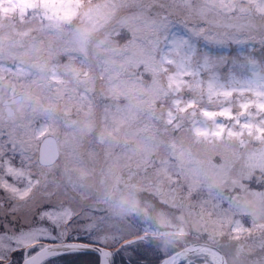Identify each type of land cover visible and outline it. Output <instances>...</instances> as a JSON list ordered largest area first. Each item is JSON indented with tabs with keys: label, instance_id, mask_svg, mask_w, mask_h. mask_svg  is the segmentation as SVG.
<instances>
[{
	"label": "rangeland",
	"instance_id": "1",
	"mask_svg": "<svg viewBox=\"0 0 264 264\" xmlns=\"http://www.w3.org/2000/svg\"><path fill=\"white\" fill-rule=\"evenodd\" d=\"M13 149L125 264L197 242L264 264V1L0 0V150ZM26 208L0 205V231L26 227Z\"/></svg>",
	"mask_w": 264,
	"mask_h": 264
},
{
	"label": "snow or ice",
	"instance_id": "2",
	"mask_svg": "<svg viewBox=\"0 0 264 264\" xmlns=\"http://www.w3.org/2000/svg\"><path fill=\"white\" fill-rule=\"evenodd\" d=\"M13 152L9 156L0 150V205L9 210L26 205L30 222L19 231H0V264H125L95 247L88 238L90 227L60 199L59 188L23 167ZM19 253L14 261L13 254Z\"/></svg>",
	"mask_w": 264,
	"mask_h": 264
},
{
	"label": "water",
	"instance_id": "3",
	"mask_svg": "<svg viewBox=\"0 0 264 264\" xmlns=\"http://www.w3.org/2000/svg\"><path fill=\"white\" fill-rule=\"evenodd\" d=\"M21 101L20 97H17L13 100H11L10 102H5V106H6V114L8 117H12L14 115V112L12 109H10L9 107H7V105L10 104H16L18 102ZM58 146H57V142L54 138L48 137L45 138L43 140V142L41 143L40 146V163L43 166H51L53 165L57 159H58ZM144 237L141 238H137V239H133L128 241L127 243H125V245H132L134 243L143 241ZM95 247L99 248L104 254H111V256L113 257V253L111 250L106 249L104 247H100L95 245ZM191 253H196V254H200V253H205V254H209L210 256H212L215 260V264H228L227 258L224 255V253L217 248L216 246L210 245V244H206V243H200V244H196V245H192L174 255H172L171 257L163 260L160 264H177L179 261H181L185 256L190 255Z\"/></svg>",
	"mask_w": 264,
	"mask_h": 264
},
{
	"label": "flooded vegetation",
	"instance_id": "4",
	"mask_svg": "<svg viewBox=\"0 0 264 264\" xmlns=\"http://www.w3.org/2000/svg\"><path fill=\"white\" fill-rule=\"evenodd\" d=\"M260 1H264V0H260ZM17 97H20L21 98V101H22V96L21 95H18V96H16V97H13V98H11L10 100H6V101H4L3 102V105L5 104V102H10L11 100H13V99H15V98H17ZM20 101V102H21ZM20 102H18V103H16V104H10V105H7V107H9L10 109H12L13 110V112H14V115L12 116V117H9V118H6V119H10V118H13L14 116H15V110H14V107L16 106V105H18ZM4 108H5V110H6V106L4 105ZM5 114H6V111H5ZM7 115V114H6ZM8 117V116H7ZM48 137H51V138H54L55 140L57 139V138H55V137H53V136H47V137H45V138H48ZM44 138V139H45ZM56 142H57V146H58V153H59V155H58V159H57V161L53 164V165H51V166H43L41 163H40V148H39V164L42 166V167H45V168H49V167H52V166H54V165H56L57 163H58V161H59V159H60V157H61V152H60V149H59V142H58V140H56ZM42 143V142H41ZM148 239V237H146L145 238V240H147ZM206 243V242H205ZM196 244H200V243H191V244H189V245H187V246H185V247H183L182 249H179V250H177L176 252H174V253H172L171 255H169V256H167V258L168 257H171L172 255H174V254H176V253H178V252H180V251H182V250H184V249H186V248H188V247H190V246H192V245H196ZM206 244H210V243H206ZM210 245H212V244H210ZM213 246H215V245H213ZM217 247V246H216ZM218 248V247H217ZM220 249V248H219ZM221 250V249H220ZM112 251V250H111ZM222 251V250H221ZM223 252V251H222ZM112 253H113V258H115L116 257V255H117V253H116V251H112ZM224 253V252H223ZM204 255L205 256H207V255H209V254H205V253H200V254H196V253H191L190 255H188V256H185L181 261H179L177 264H209L208 262H207V260H204L205 258H204ZM225 255V254H224ZM226 256V255H225ZM199 258V259H198ZM211 258H213V257H211ZM226 258H227V256H226ZM166 259V258H165ZM214 259V258H213ZM163 260H164V258H163ZM161 261V260H160ZM160 261H159V263L158 264H160ZM227 261H228V258H227ZM142 264H147V262L146 261H143L142 262ZM228 264H229V262H228Z\"/></svg>",
	"mask_w": 264,
	"mask_h": 264
}]
</instances>
